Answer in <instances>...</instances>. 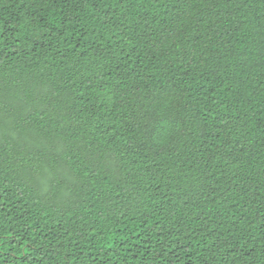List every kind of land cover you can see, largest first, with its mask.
Returning a JSON list of instances; mask_svg holds the SVG:
<instances>
[{
  "label": "trees",
  "instance_id": "trees-1",
  "mask_svg": "<svg viewBox=\"0 0 264 264\" xmlns=\"http://www.w3.org/2000/svg\"><path fill=\"white\" fill-rule=\"evenodd\" d=\"M0 264H264V0H0Z\"/></svg>",
  "mask_w": 264,
  "mask_h": 264
}]
</instances>
